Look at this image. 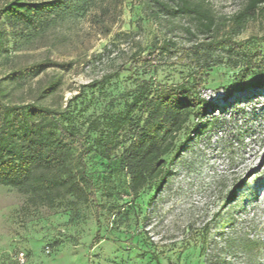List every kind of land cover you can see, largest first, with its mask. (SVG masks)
<instances>
[{
  "label": "rangeland",
  "instance_id": "1",
  "mask_svg": "<svg viewBox=\"0 0 264 264\" xmlns=\"http://www.w3.org/2000/svg\"><path fill=\"white\" fill-rule=\"evenodd\" d=\"M58 1L60 14L50 27L9 35L0 84L22 66L43 61L67 66L22 75L8 86L13 100L31 101L40 84L59 76L58 91L47 102L66 108L80 125L122 111L144 79L156 86L188 76L183 53L202 38L189 16L153 17L148 0ZM193 1L219 18L234 15L245 2ZM263 36L260 16L236 39L264 55ZM167 40L169 50L153 70H127L137 56ZM237 73L224 63L209 71L201 93L212 107L206 119L216 115L217 125L185 142L196 122L191 118L165 157V180L136 199L119 159L123 148L110 162L89 154L83 190L53 205L30 203L23 191L0 184V264H216L224 257L228 264H264V87L235 89ZM72 163L80 167L76 149ZM241 237L255 241L250 252L220 250L228 239L235 249V238ZM22 251L24 263L18 259Z\"/></svg>",
  "mask_w": 264,
  "mask_h": 264
},
{
  "label": "trees",
  "instance_id": "2",
  "mask_svg": "<svg viewBox=\"0 0 264 264\" xmlns=\"http://www.w3.org/2000/svg\"><path fill=\"white\" fill-rule=\"evenodd\" d=\"M58 6V0H0V57L13 31L50 27L60 14ZM146 7L156 18L160 14H182L195 21L197 34L202 38L183 53L190 68L188 76L180 83L156 86L144 79L132 91V101H127L122 111L90 117L77 125L66 108L47 102L57 93L61 77L42 81L31 101L13 100L8 88L20 82L22 75L35 76L49 67L66 68L67 64L43 61L13 70L2 79L6 84H0V184L23 191L30 203L53 205L66 195L83 190L82 183L88 179L85 158L89 154L96 152L110 162L123 148L119 159L136 199L145 188L159 186L165 180V157L176 148L179 134L188 128L191 118L196 122L187 131L185 142L192 140V133L201 134L217 125L216 115L206 119L212 107L201 93L214 66L224 63L238 70L235 89L264 87V55L249 51L246 42L236 39L252 19L264 18V0H245L237 13L221 18L201 1L148 0ZM187 30L191 33L190 28ZM169 46L168 40L154 45L145 55L132 60L127 70H153L154 63L160 62ZM251 75L255 79L249 81ZM92 134L95 137L91 138ZM181 148L182 145L178 150ZM75 149L78 169L72 163ZM100 240L98 231L95 241ZM236 240L235 249L228 239L220 250L246 254L255 246V241L248 237ZM206 248L203 247L205 253ZM225 258L216 264H228Z\"/></svg>",
  "mask_w": 264,
  "mask_h": 264
},
{
  "label": "built area",
  "instance_id": "3",
  "mask_svg": "<svg viewBox=\"0 0 264 264\" xmlns=\"http://www.w3.org/2000/svg\"><path fill=\"white\" fill-rule=\"evenodd\" d=\"M18 259L21 263H24L26 260V254L22 251L18 254Z\"/></svg>",
  "mask_w": 264,
  "mask_h": 264
}]
</instances>
